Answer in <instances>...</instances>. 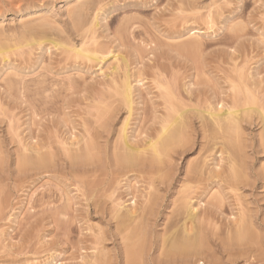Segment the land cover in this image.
Segmentation results:
<instances>
[{
    "label": "rangeland",
    "instance_id": "374dc122",
    "mask_svg": "<svg viewBox=\"0 0 264 264\" xmlns=\"http://www.w3.org/2000/svg\"><path fill=\"white\" fill-rule=\"evenodd\" d=\"M177 1L178 0H0V13H6V18L0 25V31H5V37H11V35L8 37L10 33L15 35H13L14 39L16 37L21 38L20 35L22 32L24 33L25 29L30 28L32 24L31 27L39 26V33L46 36V38L50 37L48 39L54 37V40L77 46L78 43L80 45L82 41V36L79 35L78 30L80 29L81 31L83 25L86 26V24H88L87 27H90L89 24L93 21L95 10H97L98 7H104V12H101V18L98 19L99 27L96 30L97 34H94L95 37L91 36V41H93V43L89 40L88 45L91 44L89 46L87 45V47H91L90 49L96 50L97 53L99 52L98 56L104 59L102 62L89 61L84 58L75 59L77 57L72 53L63 52V50H58V48L54 49V46L48 44H46L44 48L41 47V50L40 48H31V50L33 49L31 52L30 48H26L27 50L22 49V51L24 50L23 52L14 53L8 61L9 65L6 63L3 65L0 58V155L3 154L0 157H4L1 158L4 161L3 171L5 172L6 170V172L9 171L10 174L12 173V176L9 172L8 175L4 173L7 179L10 177V181L4 178V183L0 185V200L5 199L6 203L0 206V208L2 207L4 210L5 205L7 207L0 213V264H93L94 257L100 253L94 250L97 247L100 249H107L106 251L111 255L109 257L112 259V261L110 260L112 264H126L123 255V245L119 238L115 242L116 239L113 237V235H116L114 223H110L107 227L108 218H106V213L95 215L93 213L94 209L89 208L94 200L90 201V203L85 200V196H88L86 195L87 190L92 191L94 187L99 184L95 191L96 197L98 196V198L95 199L98 200L99 196L101 197L99 192L103 193L105 191L106 193V188L109 187L107 185L112 183L109 181L110 177L108 176L110 175V172H108L110 170L107 169L105 171V168L108 167H106L104 163L98 167L100 173H95V176H90V178L88 176L91 174H89L86 176L87 179H83L82 176V179H80V173L78 174L76 169H71V165L67 159L65 161L67 166L65 162L64 164H60V167L57 165L58 168L55 169V167H53L54 170L52 168L47 176L43 175V177L41 176L42 178H35L36 182L35 180H31L30 182L26 180L24 181L27 183H24L25 185H21L24 176L21 178L17 173V169L15 170V168H18L15 162L18 148L22 150V146L26 144H29V146H32V144L35 145L38 139L40 141L42 140V142L46 140L45 143H52V138L54 139V143L55 137L57 136V139L60 137V144L54 143L53 146L52 143L53 148L51 152L53 151L52 153H56L58 150L62 158L65 159L66 155H62L63 151L65 153V149H57L60 146L63 147L61 144L62 140L64 139V144L67 142L66 144L69 145L73 140H81L84 130L88 129L83 126H93V128H95L94 124L98 126L97 123H94L97 121L94 117H96L99 112L97 111V108H99L98 101L102 100V95L105 97L106 93H111L108 87L112 83L111 81L113 78L119 79L126 70L129 71L133 78H136L138 81L141 79L142 81L134 83V87H136L135 97L138 106H134L133 118L129 126L130 131L132 127H134L132 129L139 128V132L143 131L141 132L142 136H140L142 138H145V135H143L144 131L149 133L150 130L154 131L156 128H160V120L166 117L167 111L164 109L165 99L162 97H165L166 90L164 87L167 85H173L170 87H172L171 90L173 92H177V97L175 95L176 99L181 100L179 102L183 101L182 103H185L184 106L187 104L184 108L194 109L195 107L196 109V107H199V109H202L204 106L201 105V102L203 103L210 99L220 100L223 98L224 101L226 100L229 107L233 106V101L240 102L239 106H242L240 104L244 103H241L244 101V96H239L238 90L235 91L234 89L233 91L232 86L236 84V81L238 82V85H236L241 88L244 86L243 84L246 85L250 83V85L248 84L249 89L252 88V90L255 91L254 93L256 99L258 98L259 106L262 108L264 107V0H200L206 5L207 3L208 5L215 4L211 9V12L214 14V21H210L209 18H207V9H203V11L200 10L199 12L192 11L194 13L187 11L182 12V9L185 7L183 6V8L180 9L179 6H182L179 5ZM101 2H104V4H101ZM82 5L83 9H78L81 8L80 6ZM31 6H39L40 8L33 16H30L31 13L29 8H31ZM215 6L216 8H214ZM76 12L81 13L79 19H81L80 22L84 24L78 25V23H75L76 18L74 16H76ZM81 17H83V19ZM24 26H26V28ZM84 29L87 30L88 28L83 27V31ZM93 38H96L97 41ZM190 46L192 49L188 51V47ZM116 67L119 68V71L113 73ZM241 77L245 80L243 79L242 81ZM160 84L162 86H159ZM161 87L164 89H161ZM187 89L189 92L187 91L188 93H185ZM190 89L193 91L194 95L191 93ZM243 89L245 88L243 87ZM21 90H24L25 97H21ZM162 91H164V93ZM37 97L42 98L36 100ZM50 99L52 102H50ZM44 101L50 103L45 107L46 103ZM182 103V106H179L183 108ZM32 104L35 107L32 106ZM197 104L199 106H197ZM228 106L224 108V111L229 108ZM46 109H48V112L56 111L55 113L51 112V116L50 112H47V115L42 114ZM120 110L112 112V116H110V114L107 115L112 118L109 121L112 124L108 123L109 126L111 125L110 130L112 129L110 132L114 130L115 133L117 132L116 135H118L121 123L126 116V111L123 109ZM118 111L119 113L117 114ZM114 113L117 116H115ZM257 116L256 114L252 121L244 124L245 132L243 134L245 135V143L248 146L253 145L256 149H258V147L260 148L261 144H263L261 142L263 125H261L262 121L260 117ZM194 120L197 125L195 127H199L200 122L197 121L196 118ZM85 121L88 125L85 124ZM72 126H76L77 129L74 130L76 127L73 128ZM65 127L69 130L65 129ZM80 130L82 131L80 132ZM194 130L193 141L189 146V150L193 152L191 153L193 155L188 154L184 157H178L177 167L175 168L177 176L180 175V172L184 174L188 160L197 158V153L200 152L199 143L202 137H200L197 128ZM72 131H75L78 136H76L75 133L73 134ZM77 131L80 132V134ZM70 133L75 135L78 139H75L74 136L72 138ZM112 133L111 136L113 139L116 137L118 138L115 133L113 134L114 136ZM69 134L72 139L69 137ZM16 136L19 137V141ZM43 137H45V139ZM131 138H133V136ZM116 140L114 139V141L111 142L114 144ZM132 140L134 141V139ZM211 140L212 139L209 140V143L212 142ZM21 141L23 142L20 143ZM214 142L215 141L205 148L207 149L206 151H202L207 161L206 174L202 175V185L190 191L193 204H198L199 200H201L202 203L198 208L201 213H203L206 208L210 210V208L206 206V203L208 200H212V195L214 196L216 193L215 190H219L218 186L221 185L224 188L221 189L223 205L220 213L217 215L219 222L217 223L216 221V228L218 226V229L216 230L215 227V229L211 228L215 230V234L217 231V234L216 237L209 240L210 250L204 252L202 254L203 256L193 258L190 262H185L181 257L178 259V256L174 257V259L171 257L164 258V254L163 256L161 255L159 249L164 245V240L162 241L161 239L164 235H167L164 232L168 231L167 228H169V225L176 221L174 219L176 214L174 213L176 210L178 211V206L176 208L175 206L182 196V193L179 195L181 189H177V185L170 186L169 191L164 190L166 187L163 189L161 187V191L159 190L161 192L160 197H162V199L166 198L164 199L167 200L165 203L169 205L166 206L168 207V213L164 216L167 220L170 218V221H168L170 224L167 223L168 226L167 224L164 226L162 222H160L162 219H160L158 226H152V235H149L148 237H150V239L147 240L149 242L147 243L148 252L146 251L147 255L144 254L145 258H143L142 264H264V257L258 258L255 260V263L254 259L251 260L247 256L239 255L238 253L228 255L220 246V241H216V239L226 234L229 221H234L242 212L243 207L246 208L248 203L251 204V199L250 195H248V189L234 192L221 183L222 179L224 181L227 180L225 172L228 169V163L225 159L229 160V158L227 157V153H225L226 156L224 155L222 157L219 150H217L219 149L218 147L213 146L215 149L212 148ZM112 143L110 144L111 147ZM111 147L109 149H111ZM210 147L212 149H210L211 152L209 153ZM65 148H67V146H65ZM109 149H107L108 154L111 155L109 152H111L112 149ZM102 150H104L102 154L103 152L105 153V145ZM247 151L248 163L254 166V171L256 173L260 174L262 163L259 158H261V155L252 157L251 150L249 149ZM104 155H107V152ZM200 157L201 156H199V158ZM205 158L202 156L200 160H204ZM110 159H112L111 156ZM61 165H65L66 167L64 166L61 168ZM217 165L219 167H217ZM67 167L70 168L67 169ZM70 169L75 172H71ZM221 169L225 170V172L221 175L220 179H217L220 183L211 184L206 194H203L202 190L205 189L208 182L212 183V181H214V179L211 180L213 177L212 173L216 174V172L221 171ZM14 170L16 171L15 173ZM16 173L21 181L18 180L19 178H16ZM105 173L108 174L105 175ZM135 176L136 179L132 178L130 181L132 182L130 185L133 191H128V193H131L133 196L137 193L136 196H134L136 197L135 200L143 204L145 200L144 196L148 193L154 194L155 188L150 187L152 183L148 180V177L143 175L139 176V174H135ZM14 178L17 179V181ZM103 180L104 184L100 186ZM106 180L109 182H105ZM110 180H112V178H110ZM85 181L88 182L85 183ZM13 182L15 184L14 186ZM90 182L94 183H92V187ZM88 185L91 188H89ZM123 185H126V182L120 185L122 189ZM113 186L115 187L116 185ZM149 187L152 190L149 189ZM97 189L101 190L97 192ZM120 190L117 191L119 192ZM127 190H130V188ZM127 190L124 188L121 190L120 194L127 193ZM123 191L125 192L123 193ZM144 193L146 194L144 195ZM104 195H106L104 199L105 202L110 204L114 200L115 204L119 203L115 200L117 195H115V198H111L112 201L110 198V201L106 200L109 196L108 192ZM45 196H48L46 198L47 200ZM103 197H101L102 199L100 198L99 201L103 200ZM197 198L199 199L197 200ZM130 199H132L131 196L123 197V206H127L128 204L132 206L133 202H128ZM162 199L161 201H164ZM172 202L175 203V206ZM112 204L114 206V203ZM179 204L180 203H178V205ZM252 205L253 204H251L250 207H253ZM113 206L110 208V206L106 205V212L108 214H110V211H113ZM2 208L0 209L1 211ZM199 210L195 212H200ZM262 212H264L263 209L261 210V213ZM166 226L167 228H165ZM98 228L102 229L107 237V239L105 237L106 243H103L104 247L101 246L102 248L100 246L94 248L96 242L93 239H96L95 231ZM94 235L95 238H93ZM156 241L158 243H156ZM93 242L95 243L93 244Z\"/></svg>",
    "mask_w": 264,
    "mask_h": 264
},
{
    "label": "bare ground",
    "instance_id": "6f19581e",
    "mask_svg": "<svg viewBox=\"0 0 264 264\" xmlns=\"http://www.w3.org/2000/svg\"><path fill=\"white\" fill-rule=\"evenodd\" d=\"M96 3H98V2H96ZM177 3H179V5L182 6V7H180L178 5L180 9H182L183 6L185 7L184 9H182V12L187 11V12L194 13L192 11H198L199 12L200 10L203 11V9L204 10L207 9L208 10V14H207L208 17L207 18H209L210 21L211 20L214 21V18H213L214 14H213V12H211V9L215 4H209L208 5V3H207V5H206V4L202 3V1H200V0H178ZM101 4H104V2L103 3L101 2ZM99 6H101V5L99 4ZM80 7L81 8H78V9H83L82 8L83 5ZM94 7H96V6H94ZM97 7H98V5H97ZM103 8L104 7L101 6L100 8L98 7L97 10H95V13H94L95 15L93 14L94 18L92 16L93 21L89 24L90 27H87L88 24H86V26L83 25V27L88 28L87 30L84 29V31H83V27H82L81 31H80V29L78 30L79 35L82 36L81 44L79 45V43H78V46L74 45V44L70 45L69 43L66 44V42L63 43V41L61 42L59 40H54L53 39L54 37L53 38L51 37V39H48L50 37L47 36L48 38H46V36L39 33V31H40V29L38 28L39 26H32L31 27L32 24L30 25V28H26L27 25L24 26L26 29H25L24 33L22 32L23 35L22 34L20 35L21 36V38L19 37L20 39L18 37H16L14 39L13 37L15 35L10 34V33H9L8 37L11 35L12 39H11V37H9L10 38L9 39V38L5 37V35H4L5 31L4 32L0 31V58L2 60L3 65H5V63L6 64L9 63L8 61L10 60L11 55L13 56L14 53L20 52V51H22V49L25 50L26 48H28V49L30 48V51L32 52L34 48H40V50H41V47L44 48L46 44H48L50 46H54V49L58 48V50H63V52L66 51L69 54L72 53L74 56L77 57V58L74 57L75 59H78V58L83 59L84 58V59H87L89 61L102 62L104 59H102L100 56H98L99 52L97 53L96 50L90 49L91 47L89 48V47H87V45H88L89 40L90 41L92 40L91 36L95 37L94 34L96 33L97 28L99 27V22H98L99 20L98 19L101 18V14H102L101 12H104ZM214 8H216V6ZM39 9H40L39 6H31V8H29L30 13H31L30 16L35 15L37 10H39ZM76 11H77V9H76ZM180 13H181V11H180ZM5 14L0 13V25L3 23L2 21L6 18ZM75 14H76V16L73 15L76 18L75 23H78V25L84 24V23L80 22L81 19H79L81 13L76 12ZM81 18L83 19V17H81ZM122 21H124V20H122ZM10 31H12V30H10ZM76 31H77V29H76ZM8 32H9V30H8ZM15 33H16V31H15ZM93 39L96 40V38H93ZM91 43H93V41H91ZM95 45H94V47H95ZM31 48H33V49L31 50ZM188 49H189L188 51H190L192 49L191 46L188 47ZM195 49H197V48H195ZM198 49H200V48H198ZM193 51H194V48H193ZM19 54H21V53H19ZM68 57H70V56H68ZM68 59H70V58H68ZM67 61H69V60H67ZM118 69L119 68L116 67L113 70V73L118 72L119 71ZM239 76H241V75H239ZM113 77H114V75H113ZM243 79L244 78H242V81H243ZM140 81H141V79L138 81V80H136V78H133V76L130 75L129 71H127V70H126V72H124L123 76H121L119 79L113 78L110 86L109 87L107 86L111 90L110 91L111 93L108 92L109 95L106 93L105 97H103V95H102L101 96L102 100L98 101L99 108H97L98 109L97 111H99V112H98V115L96 117H94V118H96L97 121H95V122L93 121L94 123H97L98 126H96V124H94L95 128H93V126H91V127L83 126V127L88 128V129L83 128L86 130H84L83 136H81V140H73L72 142L70 141L71 143H69V145H67L66 144L67 142L64 144V139H63L62 143H61L63 145V147L62 146H60L58 148L56 147L57 149L60 148L59 150L65 149V153H64V151L63 152L61 151L63 153L62 155H64V156L66 155L65 159L62 158L60 152L56 148H55L57 150V152L55 150L56 153H52L53 151L51 152V150L53 148L52 143L54 140L52 138H51L52 143H45L46 140H45V142L44 141L42 142V140L40 141L38 139V141H37V143H35V145L32 143H31L32 146H29V144L28 145L26 144L28 147L26 145H24V146H22V150H19L21 148H18L19 152L16 149L17 153L16 152H14V153H16V161L15 162L17 163V166L16 165L15 166L18 168H15V170L17 169V173L21 176V178H23L22 176H24V178L22 179L21 185L27 184L24 182L26 180H27V182H30L31 180H35V178L39 179V177H41V176L43 177V175L47 176V174H49V172H51V169L53 167H55V169L58 168V166L60 167V164H62V163L64 164V162L67 159H68L69 164L71 165L70 166L71 169L72 170L76 169L78 171V174L80 173L79 174V175H81L80 179H82V176H83V179L84 178L87 179L86 176H88L89 174H91L88 176L89 178H90V176L94 177L95 173H98V172L100 173L99 168H98L99 165H103V163H104V165H106V167H108V168H105V171L107 169L110 170V171H108V172H110V175H108V176L110 178H112V180H113L112 181L109 178V181H111L112 183H110V185H107L109 187L106 188V193L108 192L109 196L106 198V200H109V198L111 200L112 197L115 198V195H117L115 200H116V202H119V203L115 204V202L113 200L112 203H114V206H115L114 207L112 203L109 204L108 202H105L104 199H105L106 195H104V194H106V193L104 190H103L104 194L99 192L101 189L100 190L97 189L98 190L97 192H99V194H101V197H103V195H104L103 200L99 201V199L101 198L100 196H99V199L96 200L95 198H98V196L96 197L95 191H96V187H98L99 184L96 185V187H94V189L92 191L87 190L86 195H88V196H85V195H83V196L86 197L85 200L88 201V203H90V201L94 200L93 203L91 202L92 206L90 205L89 208L94 209L93 213L95 215L96 214L102 215V214L106 213V218H108L107 227H108V225H110V223H114V227H115L114 229L116 230V235H113V237H114V239H116L115 242L119 238L121 244L123 245V255L125 257L126 264H142L143 258H145L144 254H146V251L148 249L147 243H149V242L147 240L150 239V237H148V236L152 235V226H155V225L158 226V224H159L158 222L160 219H162L160 222H162V225H164V226L168 223V221H170V218L167 220L164 216V215H167V213H168L167 212L168 207H166L168 204L166 205V203H165V201H167V200H164V199H166V198L162 199V197H160V193H161L160 191H161V187H162V189L164 187H166V189L164 188V190L169 191L170 186L177 185V189H181L179 192V195L182 193L181 194L182 199L180 198V201H178L176 203V201L178 200V198H177V200L175 201L176 206L174 205L175 203L172 202V204L175 206V208L178 206V211L176 210V212L174 213V214H176V217L174 218L176 221H174L173 224L168 223V224H170L169 228H167L168 224L165 227L168 229V231L164 232L167 235H164V237L161 239L162 241L164 240L163 241L164 245H162L160 242L162 247H160L161 250L159 249V252L161 251L160 253L162 256L164 254V256H165L164 258H169V257L174 258V257L178 256V259H179V257H181V258H183V260L185 262H190V261H192L193 258H195L197 256H203L202 254L204 252H207L210 250L209 240L211 238L216 237L217 231L215 234L214 229L216 228V225H217L216 221H217V223L219 222L217 215L220 213V210H221L222 205H223V195L221 193V189H224V188L221 185L218 186V189H219L218 191L215 190L216 193L214 196L212 195V200L210 199L211 201L208 200L206 203V206H208V208H210L211 211L207 210V208H206L203 211V213H201V211L198 208V206H200V204L202 203L201 200H199L198 204H193L192 199H191L192 197L190 196L191 195L190 191L192 189L202 185V179H203L202 175L206 174L205 170H206V166H207V161H206V158L204 157V153L202 151L203 150L206 151L207 149H205V148H207V146H209V144L211 145L212 142L215 141L212 145V148H213V146L218 147L219 149H217V150H219V153L221 154L222 157L225 155V153L228 154L227 157L229 158V160L225 159V160H227V163H228V169L226 170V172H225V170L221 169V171L216 172V174L212 173L214 178L212 177L211 180L214 179V181H212V183L208 182L207 186H205V189L202 190L203 194H206V192L211 187L210 186L211 184H214V183L219 184L220 182L217 179H220L221 175L225 172L227 180L224 181L222 179L221 183L224 184L226 187H228L229 189H231L234 192L242 191L243 189H248V195H250L251 204H253L252 205L253 207H250L251 206L250 203H248V206L246 208L243 207L242 212L240 211L241 213L239 214V216H237V218H235L234 221H231V222L229 221V224L227 225L226 234L224 233L225 235H223L224 237L223 236H222L223 238L219 237L218 239H216V241H220V246L228 253V255H234V253H238L239 255L241 254V255L247 256L251 260L254 259V262L258 258L264 257V212L261 213V210L262 209L264 210V107L262 108L261 106H259L258 100H257L258 98L256 99V96L254 93L255 91L252 90V88L249 89L248 86L250 85V83H247L246 85L242 83L244 85L243 87L245 89H243V87L241 88L240 86H237L238 85L237 81H236L237 85L233 84L234 86H232L233 91H234V89H235V91L238 90V92L240 94L239 96H242V97L244 96L243 97L244 101L241 102V103H243V102L244 103L240 104L242 106H239L240 102L233 101V99H232V101H233L232 105L233 106H230V107L227 105L226 100L224 101V98L220 99V100H217V99H214V100L210 99L209 100L208 99L209 101H204L203 103L201 102L203 100L202 99L200 101L201 105L204 106V108H202L203 106L200 107L202 109H199V107H196V109H195V107H194V109L184 108V107H186L187 104L184 106L185 103H182L183 101L179 102L181 100L176 99L177 92L176 93L173 92L171 90L172 87H170L173 85H170V86L167 85L166 87H164L166 90L165 97H162L165 99V101L164 100L163 101H164V104L166 106V108L164 106V109H166V111H167L166 117L164 119L160 120V124H159L160 128H158V129L156 128L154 131L150 130L149 133L144 131L143 135H145V138L143 137L144 138L143 139L142 137H140V136H142L141 132H143V131L139 132L138 131L139 128L137 129L136 126H135V128L137 130L132 129L134 127L131 128V131L129 130V126L131 125L130 123L132 121L131 119L133 118L134 106L137 105V101H136L137 99L135 97L136 87H134V83L140 82ZM159 86H162V85L160 84ZM162 88L163 87H161V89ZM109 89H107V90H109ZM21 91H22L21 97H23L25 95V92H24V90H21ZM28 91H29V89H28ZM164 91H162V92L164 93ZM187 91L189 92V90L187 89L185 91V93ZM190 91H191V89H190ZM256 92H257V90H256ZM31 93H32V91H31ZM191 93L193 94V91H191ZM175 95H176V97H175ZM257 97H258V95H257ZM38 98L39 97H37L36 100ZM41 98H39L38 100H40ZM103 98H105V99H103ZM200 98H202V97H200ZM235 98H236V96H235ZM181 99H183V98H181ZM204 100H205V98H204ZM197 101H198V99H197ZM50 102H52L51 99H50ZM50 102L46 103L45 107ZM260 102H261V100H260ZM262 102H263V100H262ZM181 103L183 104V108L181 107L182 106ZM28 105H30V104H28ZM179 105H181V106H179ZM32 106H34V105L32 104ZM96 106H97V104H96ZM197 106H199V105L197 104ZM227 106L229 108H227L224 111V108H226ZM120 109H123L124 111H126V116H125L123 122L121 123L120 129L118 131V135H116L117 132L115 133L114 130L112 131L115 133L116 136H118V138L117 137L114 138L115 140L116 139L117 140L113 144L111 141H114V139L111 136L112 132H110L112 129L110 130L111 125L109 126L108 123H110L109 121H110V119H112L110 117V116H112L111 115L112 112H114L116 110H120ZM55 111H49L50 116H51V112L55 113ZM43 112H42V114H46L48 112V109H46ZM118 113H119V111L117 112V114ZM108 114H110V116H107ZM114 114H113V116H114ZM256 114L260 117V119L262 121L261 125H263V130H262L263 135H261V140H262L261 142L263 144H261L260 148L258 147V149L254 148L253 145L248 146L244 140L245 135H243L245 132L244 124L249 122V121H252ZM115 116H117V115L115 114ZM195 118L197 119V121L200 122V123L198 122L199 127H195V126H197L196 122L194 120ZM113 119H114V117H113ZM92 120H94V119H92ZM87 122H89V121H87ZM85 124L88 125V123H86V121H85ZM91 124H92V122H91ZM110 124H112V123H110ZM61 125H63V124H61ZM74 127H76V126H74ZM73 128H72V130H73ZM92 128H93V130H92ZM195 128H197V131L200 134V137H202L201 142L199 143L200 144V152L197 153V155H198L197 158H195L193 160L192 159L188 160L184 174H182V172H180V175L177 176V171H175V168L177 167L178 157H184L188 154L193 153L192 151L189 150V146H190L191 142L193 141ZM65 129H68V128L65 127ZM76 129H77V127L74 130H76ZM81 131L82 130H80V132ZM80 132H78V133L80 134ZM137 132H138V134H137ZM74 133H75V131L73 132V134ZM114 133H112V135ZM129 133H130V135H129ZM70 134L72 135V133H70ZM70 134H69V137H70ZM75 134H76V136H78L77 133H75ZM131 135L133 136V138H131L132 137ZM17 136H16V138H18L17 140L19 141V137H17ZM48 136H49V134H48ZM73 136L75 139L77 138L75 135H72V138H73ZM56 137H55L56 142L54 141V143L60 144V142H61V141L59 142L60 137H59V139H57L58 137L57 138ZM79 137H80V135H79ZM119 137H120V139H119ZM43 138L45 139V137H43ZM24 139H26V138H24ZM31 139H33V138H31ZM31 139H30V141H31ZM132 139H134V141ZM210 139H212L211 140L212 142L210 141L211 143H209ZM48 140H50V139H48ZM22 142L23 141H21L20 143H22ZM110 142L112 143V147L110 145L111 144ZM54 143H53V146H54ZM104 145L106 147V150L111 147L112 150L109 149V150H111V152H109V153H111V155L108 154V150L107 151L105 150V153L103 152V154H102V151H104V150H102ZM65 146H67V148L68 147L69 148L67 149V148H65ZM215 147L213 149H215ZM212 148L210 147L209 150ZM249 149L251 150L252 157H255V156L257 157V155H261V158H259V160L262 163L261 164L262 170H261L260 174L256 173L254 171V166H252V164L248 163L249 159H248V151L247 150H249ZM0 151H1V146H0ZM106 152H107V155H104V154H106ZM201 152L203 155L201 154ZM210 152H211V150L209 151V153ZM0 154H1V152H0ZM2 155H0V156H2ZM191 155H193V154H191ZM110 156L112 157V159H110ZM199 156H201V157L199 158ZM202 156H203V158H205L204 160H200L202 158ZM1 158H4V157H0V185L2 183H4V178L7 177V176H5L4 173H7V175H8V172H9V171L6 172V170H5V172L3 171L4 170L3 169V167H4L3 162L4 161ZM69 164H68V166H69ZM65 165H66V162H65ZM64 166L61 165V168ZM217 167H219V166L217 165ZM69 168L67 167V169H69ZM71 169H70V171L74 173L75 171H72ZM15 170H14V173L16 172ZM53 170H54V168H53ZM53 170H52V172H53ZM58 171H60V170H58ZM17 173L15 174V176H16V178H19L18 179L19 181H21V179L17 175ZM57 173H59V172H57ZM9 174H10V172H9ZM106 174H108V173H105V175ZM135 174H139V176L143 175V176L148 177V180H150V182L152 183V184H150V187L155 188L154 194L148 193L147 195H145L146 193H144V195H145L144 199L145 200L143 201L144 202L143 204L141 202H140L141 203L140 204L135 200L136 197H134V196H136L137 193H135L134 196L131 193H128V191L130 192L132 190L131 185H130L132 182H130V181L132 178L136 179L137 175L135 176ZM13 177H14V174H13ZM9 179H10V177L7 179V181ZM15 180L17 181V179H15ZM15 180H13V181L16 182ZM104 180L101 182L100 186H102L104 184ZM211 180H209V181H211ZM7 181H5V182H7ZM19 181H18V183H19ZM88 181H85V183ZM109 181L106 180L105 182H109ZM14 182H13V186L15 185ZM35 182H36V180H35ZM122 182H124V183L126 182V185H123V189L125 188L127 190L130 188V190L126 191L127 192V193H125L126 195L122 194V193L120 194L121 190H123L122 186H120V185L124 184ZM90 183H91V187H92L93 182H90ZM90 183H89V185H90ZM82 184H83V182H82ZM147 184H148V181H147ZM21 185H19V186H21ZM85 185H87V184H85ZM89 185H88V187H89ZM105 185H106V183H105ZM113 185H116V186L114 187ZM91 187H89V188H91ZM150 187H149V189H151ZM85 189H86V187H85ZM117 190H120V191L118 192ZM124 192L125 191H123V193ZM124 195L127 197L128 196L132 197V199H130V201L127 200L130 203L133 202L132 206H130L128 203H127L128 205L126 204L127 206H125V205L123 206L124 203H122V201H123L122 199H123V197H125ZM47 197L45 196V199ZM171 197H173V196H171ZM59 198H60V196H59ZM161 199L164 201H161ZM174 199H176V198H174ZM198 199L199 198H197V200ZM125 202H126V200H125ZM4 203H5V199H1L0 200V206L4 205ZM106 203H108L109 205ZM178 203H180V204L178 205ZM85 204H86V202H85ZM42 205H44V204H42ZM106 205L110 206V208H111V206H113L112 207L113 211L112 212L110 211V214H108L106 212ZM5 207H6V205H5ZM5 207H4V210H5ZM162 209H163V211H162ZM4 210L2 208V211L0 210V213H2ZM198 210L200 212L196 213L195 211H198ZM259 213H260V215H259ZM62 215H64V214H62ZM172 219H173V217H172ZM211 228H214V229H211ZM217 229H218V226H217L216 230ZM97 230H98V232H97ZM97 230L95 231L96 232V234H95L96 239H93L96 242V244H95L96 246L94 248H96L97 246L104 247L103 243H106L105 240L107 239V237L104 234L105 232L100 228H98ZM95 235L93 238H95ZM105 237H106V239H105ZM158 241H159V239H158ZM95 242H93V244ZM156 243H158V242L156 241ZM156 245L159 246L158 244H156ZM97 248H99V247H97ZM97 248L94 250L97 251V253H99V252L100 253L97 254V256H95V253H94L95 257L93 256L94 257V259H93L94 263L93 264H110L112 259H111V257H109L111 255H110V253H108L106 251L107 249H105V248L97 249ZM258 261H260V260H258ZM214 264H218V263H214Z\"/></svg>",
    "mask_w": 264,
    "mask_h": 264
}]
</instances>
